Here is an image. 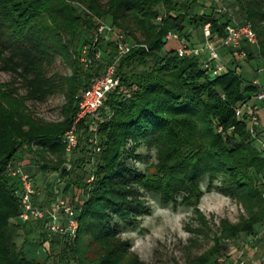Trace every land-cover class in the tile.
I'll return each mask as SVG.
<instances>
[{
  "label": "trees",
  "instance_id": "obj_1",
  "mask_svg": "<svg viewBox=\"0 0 264 264\" xmlns=\"http://www.w3.org/2000/svg\"><path fill=\"white\" fill-rule=\"evenodd\" d=\"M223 2L226 6H218ZM198 3L0 0V73L11 76L0 81V264H144L112 226L114 218L131 225L148 213L144 192L158 196L162 205L192 208L201 227L190 231L197 234L209 229L199 209L205 192L218 191L245 209L247 216L238 223L221 220L213 245L188 264H213L229 252L230 241L256 233V225L264 220V130L253 137L246 122L236 118L235 108L249 101L257 88L228 65L214 76L198 58L167 51L165 37L175 32L196 45L199 35L193 41V31L200 30L201 43L207 24L212 35L223 37L227 25L250 23L258 45L244 44L241 51L244 61L260 59L257 73L264 68V3L214 0L208 12L191 13ZM97 19L119 30L133 47L117 66L123 92L109 94L96 132L84 123L79 126V144L68 155L62 138L73 124L79 96L114 56L112 42L95 38ZM85 49L87 66L81 61ZM59 57L71 67L70 75L54 72ZM59 94L65 99L62 120L39 118L28 105ZM92 136L99 152L88 143ZM142 146L156 152V163L144 172L131 164L141 159L137 151ZM12 160H27L32 178L33 172L57 174L63 185L57 193L64 197H72L75 189L82 193L75 239L54 236L43 261L28 257L25 242H16L26 223L17 221V182L6 172ZM85 166L89 170L83 171ZM50 184L41 200L35 186L37 206L54 200ZM37 225L43 230L40 247L48 238L45 223Z\"/></svg>",
  "mask_w": 264,
  "mask_h": 264
},
{
  "label": "built area",
  "instance_id": "obj_2",
  "mask_svg": "<svg viewBox=\"0 0 264 264\" xmlns=\"http://www.w3.org/2000/svg\"><path fill=\"white\" fill-rule=\"evenodd\" d=\"M264 3V0H261ZM96 39H102L105 43L114 44V56L102 68L99 75L93 76L88 86L79 96L77 112L73 124L67 131L62 141L65 144L66 153L70 155L79 144V126L84 123L91 132H96V122L99 120V111L112 92L120 91L121 81L117 75V66L120 59L126 55L133 45L126 40V37L117 29L108 26L101 20H96V29L94 32ZM203 41L196 45H191L180 38L175 32H168L165 40L166 44L175 41L179 46L175 49L179 57H195L201 62L203 69L216 76L223 73L226 69L222 63L219 51L221 49L229 50L232 59L246 60L245 52L241 51L244 44L257 47L258 38L250 23L229 24L225 28L223 37L212 35L209 25L204 26L202 30ZM87 50L83 51L82 63L86 66L88 59L85 57ZM100 56L96 55V59ZM257 77L252 84L257 88L251 99L235 108V116L238 120L245 121L249 133L257 138L260 129V110L259 104H264V68H260L256 73ZM221 130V129H219ZM88 143L99 152V146L96 136L88 138ZM264 150V142L261 144ZM27 160H12L6 166L7 174L17 182L15 196L20 205V213L17 221L21 223L44 222L48 251L51 239L54 236L66 237L68 240H74L79 227L77 219L79 199L81 191L75 189L72 197L58 195L49 205L37 206L34 202L36 189L33 178L27 170ZM56 194H58L56 192ZM264 199V191L262 192ZM261 239L256 235L255 240L261 241V247L252 250V256L245 254L247 244L241 243L240 250L231 249L226 255H219L213 264H264V220H263ZM260 233V232H259ZM258 234V233H257ZM259 235V234H258ZM44 246V245H43ZM258 256L254 259V256Z\"/></svg>",
  "mask_w": 264,
  "mask_h": 264
},
{
  "label": "rangeland",
  "instance_id": "obj_3",
  "mask_svg": "<svg viewBox=\"0 0 264 264\" xmlns=\"http://www.w3.org/2000/svg\"><path fill=\"white\" fill-rule=\"evenodd\" d=\"M213 1L199 0V3L192 7L191 13L208 12L210 3ZM225 4L223 2L218 4V6L224 7L226 6ZM235 6L234 10L236 12L237 8ZM159 11H162L161 8H159ZM193 33L199 34L200 30H195ZM240 62L247 64V61L242 60ZM246 64L245 66H248ZM254 65V67H261L260 60H257ZM54 72L68 76L71 74V67L59 57L56 60ZM10 79V75L0 73L1 82H7ZM64 103L65 99L63 95L59 94L48 98L45 102L37 104L29 102L28 105L37 117L47 121H59L62 120V106ZM137 154L141 156V159L131 160V164L140 171L144 172L148 165L156 163V152L154 149L147 150L142 146L138 149ZM25 163L28 165L29 162L25 161ZM66 167L69 168V165ZM84 170H89V166H85ZM33 175V182L40 193L38 200H41L45 194L48 183H51L50 189L61 192L63 185L62 183H58L59 178L57 174L51 173L43 176L33 172ZM207 181L206 178L201 182L203 191L206 189ZM216 185L220 186L219 183H216ZM58 195L55 193L54 198ZM65 197L67 198L66 195ZM143 199L148 209L147 214L133 221L131 225L124 224L117 218H114L112 226L118 228L121 238L129 241L131 250L137 254L144 264H188L190 259L200 255L213 245L212 236L218 230L221 220H227L235 224L239 222L241 217L247 216L245 209L231 198L215 190L210 193L205 192L200 200L199 209L206 217L209 229H205L207 233L197 234L190 231V229L194 230L201 227L200 220L192 208L182 206L174 208L172 205H162L158 196L148 192L143 193ZM262 222L256 225L255 234L240 235L235 241H230L229 245L231 249L240 250L241 243L247 244L248 249L246 248L245 254L251 257L253 254L252 250L256 247L259 250L261 247V241L255 240L254 237L256 235L259 239L263 237ZM41 230L37 222H28L26 223V227L18 232L16 242L18 246L25 242L23 248L28 257L38 258V260L43 261L45 259V252L42 249H47V245L45 244L46 242H43L42 246L38 247L41 244V239H43ZM35 246L41 249L37 250ZM257 258V255L254 256V259Z\"/></svg>",
  "mask_w": 264,
  "mask_h": 264
},
{
  "label": "crops",
  "instance_id": "obj_4",
  "mask_svg": "<svg viewBox=\"0 0 264 264\" xmlns=\"http://www.w3.org/2000/svg\"><path fill=\"white\" fill-rule=\"evenodd\" d=\"M198 39L195 37V34L193 35V41H195L196 39L198 40L197 42L200 43L199 41V38L201 37V34L199 33L198 34ZM179 46V44L175 41H170L166 44L165 46V49L167 51H171V50H175L177 47ZM251 52H254L253 48H251ZM219 54H220V58H221V61L222 63L225 65V66H229V67H232V68H235L238 72H240L249 82L251 80H254L257 76V74L255 73V69L257 67H254L255 63L257 62V59H250L248 60L247 64L245 62H240L242 61V59H233L232 60V55L230 53L229 50H224V49H221L219 51ZM260 60V59H259ZM244 61V60H243ZM239 63V64H238ZM248 65V66H245ZM259 106L261 107V110H260V113H259V116H260V129L261 130H264V104H259ZM41 249V248H40ZM37 248V250H40ZM44 252L45 249H42Z\"/></svg>",
  "mask_w": 264,
  "mask_h": 264
}]
</instances>
